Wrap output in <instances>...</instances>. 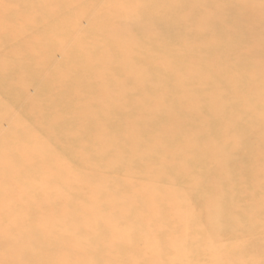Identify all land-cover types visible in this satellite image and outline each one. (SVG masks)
<instances>
[{"label": "rangeland", "instance_id": "rangeland-1", "mask_svg": "<svg viewBox=\"0 0 264 264\" xmlns=\"http://www.w3.org/2000/svg\"><path fill=\"white\" fill-rule=\"evenodd\" d=\"M113 1L114 0L81 1L77 8H72L68 12L63 14H60V8H58L57 10H54V8L50 10L48 8V0H33L30 2L26 1L23 2V4L21 3L22 5L17 6V9L9 10L13 14H17L18 12L21 13L20 16L22 17L18 19V24L19 26L21 25L22 27H24L29 23L30 32L28 34L29 39H24L26 43H22L20 45L12 47V49L14 48L10 51L12 56H10L9 53V55H1L2 57H0L3 60L7 58V60L10 62V64H3L2 62H0V121L2 122V125L0 122V165L2 168H0V195L2 194L3 196L4 193L9 192V190L11 189L10 183L6 179L16 180V184L19 183V186H15L20 189L19 192L22 194H18V196H21L22 202H25L26 199L23 193H32L34 195V193L36 192L35 196L38 195L37 190L39 187L37 184L36 186L33 182L44 175V178L46 180L48 179V181L46 182L47 187L50 185H54L56 186V189L52 190L55 196L53 195L52 191H47V193L42 194L50 195L51 200L55 201L56 203H61L63 198H65L67 201H71V199L75 198L76 196L87 198L90 194L95 195L97 193H99V197H102V193L104 194V188L112 189L115 187H120L121 189L118 190V193H120V195L136 193V195H134L136 207H130L127 204L124 210L125 215H128L130 212L138 209L145 210V213L149 212L150 209H147V206L152 202V200L155 201V203L157 202L156 204L161 202L162 212L160 216L158 217V219L151 220L150 222L148 221L147 229H143L144 231L139 230L134 233V237L138 235V238H135V240H139V242L137 241V244L136 241H134L135 244L133 245L134 248H136L138 251L139 249L144 250L146 245V239L152 237L151 235L153 234V237H156L158 242H161L163 244L160 251H157L158 254L156 256L160 263L161 260H164L168 257H173L172 259H175L174 261L182 260L183 263H185L188 261L187 258L182 257V259H178V257L182 256V253L185 252L187 253L189 259L188 264L192 263L193 259L197 261V264H204V261L205 264H264V158L258 157V152L256 151V149H254L253 151H250V157L246 158L244 161L240 162V160H235L229 162L228 160H224L225 154L230 153V149L233 146L242 145L243 138L249 135L250 132L248 126L251 129L253 127L258 128L260 120L263 118V109L261 101L264 100V80H262V78L259 77V75L257 74H250V72L255 71L258 68V63L254 60V63L250 60H247L248 54H244L245 51L241 48H239L236 53L226 55L227 57H225V59L227 60L225 61V63H234L228 67L221 66L218 62H211L213 55L216 53L215 49L208 53V55L202 57L201 62L203 63L195 62L197 58V51L205 50V45L210 41L211 36L209 38L200 36L199 39L195 40V45L192 44L193 47L177 51L175 47V40L168 42L163 40L161 36H155L153 37V39H145L140 34L139 28L136 27L131 30L132 35L131 37H129L130 39H126L125 37L127 36H125L121 39L120 42L118 40V36H116V32L112 31L115 29V27H117L116 29L120 28V25H118L119 21L116 20L118 12L120 11L119 13L123 14L124 16H127L133 9H137L140 11L144 9L155 14L156 12H158V10H160V7L158 6L159 1L116 0L114 3H112ZM5 4H8V0ZM174 13L176 12L174 11ZM141 22L142 23H140V26L144 24L143 20ZM174 29L173 32L175 36H179L178 30L176 29L177 31H174ZM80 31L81 33H79L80 35L78 37V32ZM83 33H86V35L89 36L84 37L85 35ZM113 33H115L116 35H114ZM82 34L84 36H81ZM100 35L102 37H100ZM104 36L107 37L105 38ZM95 37L99 38L96 39ZM136 39L138 42L136 41ZM10 40H12V38H8L7 35L3 37L2 35H0V45H3L4 42L6 45V43L10 42ZM104 40L105 42H108V44L106 43V47H104L105 44L102 43L104 42ZM81 41H83V43H80ZM92 42L95 44V46ZM119 42L120 45H122L123 47L128 48V46L130 47L131 43H137L138 47H132L130 50H128L129 52L127 54H124L123 51H119V45L117 44ZM55 43L57 44L55 45ZM128 43L130 45H128ZM81 44L82 46L78 48V45L80 46ZM87 44H89V46H87ZM164 46L167 49L164 48ZM194 46H197V49H195ZM60 47L63 49H61ZM75 47H77L78 49ZM107 47L108 50H106V52L104 49H107ZM218 47H220V45ZM48 48L50 50H48ZM84 48L88 52L85 51ZM95 48L100 49V51L97 49L96 53ZM150 49H152L153 51ZM66 51L69 52L66 53ZM112 51H114L115 54H112L114 53ZM81 52L84 54V56ZM92 52H94V55H92ZM46 53L51 58L48 57ZM95 53L96 55L101 54L99 55L101 56V58L98 57L99 59H95L93 57L95 56ZM13 54L17 59L16 63L13 62ZM87 54H90L91 57ZM66 55L68 57L67 59L65 57ZM80 55L83 57H81ZM103 55L105 57H103ZM124 55L126 58L124 57ZM106 56L108 58L109 56L111 57L108 59L106 58ZM45 58H49L48 61H53L55 63L51 62V64L49 65L47 59ZM63 58L65 59L63 60ZM78 58H80L81 60H78ZM82 58L85 61H83ZM105 59H108L109 62L105 61ZM86 60H88V62ZM116 60L118 61V63L116 62ZM122 60L125 61L121 64L120 61ZM114 62L117 66L112 65L113 68H109V66H111L110 63L114 64ZM88 63L90 64V66L92 64L93 68L96 71L93 70V68L90 67ZM52 64L54 66H52ZM77 64H79L78 68L80 67L82 69L79 68L77 70ZM24 65L27 67H25ZM29 65L31 66L29 67ZM40 65L41 67L39 69ZM45 65L48 67L50 66V70ZM100 65L101 67L99 69L98 67ZM189 65L193 66L191 67V70L189 69ZM57 66L59 67V69ZM45 67L48 68L46 69V71ZM53 67L55 68L53 69ZM104 67H108L111 70H109L108 68L105 69ZM119 67L121 69H119ZM132 67H134V69ZM29 68L31 69V71L27 73L26 71H28ZM70 68H76V71L74 70L73 72V70H71ZM146 68L148 69L146 70ZM51 69L54 70L56 73L54 71L53 73H51ZM60 69L63 70L61 71ZM153 69H156L157 72ZM112 70L114 71L112 72ZM134 70L138 71L134 73ZM145 70L148 72H146ZM37 71H39V74H37ZM151 71L154 74L151 73ZM189 71H191V73ZM63 72L66 73L62 74ZM109 72L110 74H108ZM4 74L6 76L8 74V76L6 77L4 76ZM68 74L69 77H67ZM76 74H78V76ZM113 74H115V77L113 76ZM122 74H124V77L122 76ZM9 75H11V77ZM109 75L111 78H109ZM130 75H133L134 77H131ZM148 75L150 77H148ZM2 76L6 78L2 80ZM21 76L24 78H22ZM42 76H46L47 78L44 79L42 78ZM157 76L161 77V83L158 82L156 78ZM126 77L129 79H127ZM64 78L65 80H63ZM29 79L32 82H30ZM130 79L131 82L129 83ZM136 79H138V81ZM73 80L80 82H75ZM35 81H37L38 84ZM144 81L147 82L145 83ZM54 82L56 84H54ZM81 82H83V84H80ZM1 83L4 84L2 85ZM32 83L34 85H32ZM110 83H112L111 85L113 86H110ZM11 84L13 85L11 86ZM36 84L38 85L40 90L37 86H35ZM119 84H121V86ZM171 84L174 85L172 86ZM117 86L119 87L117 88ZM123 86L125 89L123 88ZM185 86H188V89ZM10 87L12 89H15L12 90ZM76 87H78L77 91ZM171 87L174 88L171 89ZM103 88L108 93V95H104L105 91H103ZM168 88L170 89V93L168 92ZM21 89L24 92V96ZM70 89L74 90L72 91L74 92V95L72 94ZM166 89L167 91H165ZM35 91L37 93H35ZM130 91L132 92L130 93ZM88 92L90 95L88 94ZM93 92H96V95L98 94V98H96L97 96ZM10 93L11 96H14L12 97V99L7 97H10ZM116 93H118L120 96L118 97ZM54 94L55 96H53ZM83 94L87 96L85 97ZM140 94L142 95V98L140 97ZM167 94L171 97L167 96ZM31 95L33 97H31ZM150 95L152 96L150 97ZM173 96L175 97V99ZM24 97L26 98V100ZM38 97H43V100L41 99L42 102L39 101L40 98L38 100ZM91 97H93V101H91ZM57 98H61V100H58ZM110 99H112L113 101ZM14 100H16V102ZM45 100L49 102H46ZM74 100L77 101L73 103ZM3 104H5L6 107L12 104L10 105L11 107L9 106L10 110L8 109V107L6 108ZM31 104H33V106ZM91 104L93 105V107L91 106ZM76 105H78V107ZM45 106L47 107L46 109ZM72 107L74 109H72ZM11 108L15 109L13 110ZM32 109L36 111H33ZM38 109L41 110L38 111ZM248 109L253 110L254 113L251 114L246 112ZM15 110L17 113L13 112ZM46 110H49V112H46ZM24 111H26V113H24ZM27 111H32L36 114H33L31 112L29 113ZM75 111L76 113L73 114V112ZM18 113L22 114L23 117ZM40 114H43L44 116H41ZM3 116L7 117L4 118ZM26 116L29 117L28 120L26 119L28 118ZM70 116L73 118L71 119ZM2 117L4 118V120H1ZM17 117L26 118H21L22 120L19 118L18 121ZM5 119L8 121V123ZM172 122L173 124H171ZM38 123L39 126L41 125L40 127H37ZM61 123L64 124V126ZM101 123L103 124L101 125ZM8 124H10L9 126L11 127H9ZM91 124H94L93 127L95 126V129H93ZM33 125L35 128H33ZM167 125H170V127L168 128ZM88 126L91 127L89 128ZM86 127H88V129H86ZM158 131L160 132V134L158 133ZM27 133L29 134L26 135ZM76 134L78 137H76ZM185 135L186 137H184ZM74 136L75 139L77 138V140H74ZM1 137H5L4 140H1L3 139ZM28 137L29 140L27 139ZM138 138L139 140H137ZM252 138L253 136L250 137L251 140H253ZM15 142H17L18 145H15ZM7 143L11 146H15H10L12 149L14 148L13 152L9 151L11 148L8 147L9 145ZM50 145L52 146V149ZM76 145L80 146H77V148ZM2 147H4L5 149ZM47 148H49L50 151H47ZM218 148H221V150L219 151V154L217 153L218 155H214V158L212 155V151L214 149L216 151ZM71 150L73 153L71 152ZM39 153L42 154L39 155ZM235 154L238 155V152ZM193 165H195V167H193ZM3 167L5 171L3 170ZM40 167H44V169H41ZM33 171L36 172L34 173L35 175L33 174ZM113 175L115 176L113 177ZM121 175L123 177H121ZM222 175L227 176L229 179V181L225 182V184L220 183ZM17 177L19 178V180L17 179ZM31 177L32 179H30ZM20 179L22 182H20ZM4 181L6 185L3 184ZM177 181L179 182V184ZM143 182L145 185L143 184ZM7 184L10 186V189H8ZM151 184L155 186L154 194H156V197L151 199L149 198V196H144L145 198L141 197V195L144 194H140V190L146 191L149 185ZM165 185L166 187H168L169 185L170 186L168 188H165ZM198 188L201 189L199 190ZM217 190L220 194H223V197L219 198V200L215 201V203H212L211 199L219 195ZM254 193H256L257 195ZM2 196L0 197V202L2 200ZM39 196L42 195L40 194ZM33 199L36 200L37 198ZM81 200L82 202H84L83 199ZM186 200L188 201L187 204L185 203ZM113 201L114 204L117 205V207L120 206V199H114ZM30 204L31 203L27 202V209H29V213L27 211L26 219L32 216V213L34 212L32 207L33 205ZM39 210L51 212L50 214L53 215V217L58 211L57 208H45ZM210 212L212 214V219L214 220V222L209 223V225L207 217L208 213ZM185 215L187 218L185 217ZM6 218L4 215L3 217H0L1 220L3 219L6 222L9 221V217L7 218L8 220ZM32 218V220L29 218L28 221H26L23 225L21 224L20 226L18 224V219H15V223H17L18 226H13L9 224V226L7 227L0 226V235L23 234L27 232L34 233L36 231V227L34 217ZM168 218L170 219V221ZM171 218L174 220H172ZM30 220L33 222H31ZM71 220H74L73 216L65 217V224H67V222ZM160 222H162L163 230L157 233L150 232V227L154 226L152 224ZM57 225L59 227H64L62 228V231H59L62 232L63 235L69 234V232H71V229L67 228V226H64V223H58ZM219 226L221 228L220 230ZM185 227L186 229L187 227H189L186 232H184ZM190 230H192L194 233L192 231L189 232ZM215 231H219V237H214L217 239L211 241L210 244V241H207L210 239H207V234H214ZM174 232L175 234L172 235ZM254 233H256L255 236ZM260 233L262 235H260ZM77 234H80V231L77 232ZM64 236L62 237V240L65 239ZM200 236H202V239L200 238ZM247 237H249L250 239H248ZM15 240L16 239H6L5 241H0V249L2 251L4 250L5 252L8 250H16L17 248H21L22 246L21 244H19L21 242L17 243ZM126 240L129 241V238H127ZM192 240L195 244L199 246L198 251L194 253H190V250L188 251L187 247L190 244L189 242H191ZM219 240L221 241V243L219 242ZM166 241H171L170 244L173 246L165 245ZM201 241H203V243ZM34 242L35 244L38 243L37 240ZM214 243H217V245L215 246ZM206 244L207 246L212 245L211 248L210 246L207 247ZM138 246H140V248ZM206 247L210 248V250H207ZM169 248L170 252L168 250ZM79 249L80 248H78V250ZM31 250L32 251L30 253L34 255L38 254V262H35L34 264H40V261L41 264H73L71 261L67 262V260L61 262L62 260L60 259V257H64L65 254H61L60 256V253H58V249H54L52 247L39 249L38 247H34ZM37 250L39 251L38 253ZM199 251H201L202 253H199ZM68 252L69 251H67V253ZM22 253L25 254L26 252ZM197 253H199L200 255H198ZM173 254H175V256ZM190 254L193 258L190 257ZM128 256L130 258L139 257L138 255L134 256V253L133 255H131L130 253H126L124 255V258L126 259ZM150 257V255L143 256L144 260L142 259V263L149 264V261L151 259ZM185 259L187 261H185ZM177 261L175 264H177ZM10 262L11 260L8 258L5 260L0 259V264H22L19 261H15L13 263Z\"/></svg>", "mask_w": 264, "mask_h": 264}, {"label": "bare ground", "instance_id": "bare-ground-1", "mask_svg": "<svg viewBox=\"0 0 264 264\" xmlns=\"http://www.w3.org/2000/svg\"><path fill=\"white\" fill-rule=\"evenodd\" d=\"M7 0H0V35L3 36H8V38H12V40H10L9 43H6L5 45V42L4 44L0 45V57L2 56H6L7 54L9 55L10 51L13 50L12 47L14 46H17V45H20L22 43H26L24 41V39H29L28 38V34L30 32V25L28 23V25L22 27L21 25L19 26L18 24V19L22 16L21 13H17V14H13L12 12H10L9 10L11 9H17V6L19 5H22L23 2H30V1H33V0H8V4H5ZM81 1H86V0H48V5H49V9H53L54 10L59 9L60 11V14H63V13H66L68 12L70 9L72 8H77L80 4ZM116 0H114L112 3H114ZM159 1V7H160V10H158V12H156L155 14L154 13H151L150 11H147V10H137V9H133L132 11H130L129 15H123L121 13L118 12V16L116 18L118 22V25H120L119 29H116L117 27H115L114 30L112 31H115V33H113L114 35L118 36V40L121 42V39L125 37L126 39L131 37L132 33H131V30L133 28H136L138 27L139 28V31H140V34L142 35V37H144L145 39L146 38H151L153 39V37L157 36V37H162L163 40L165 41H168V42H171L172 40H175L176 42V49L177 51H180V50H185L189 47H193V45H195V40L199 39L200 36L202 37H210L211 36V39L210 41L205 45V50L201 51H197L196 53V60L195 62H198V63H203L201 62L202 60V57L205 56V55H208V53H210L211 51H213V49H215V54L213 55L212 59H211V62H214V63H220L221 66H225V67H228L230 66L231 64H234V63H225V61L227 59H225V57H227L226 55L228 54H231V53H236L237 50H239V48H241L242 50L245 51L244 54H248L247 56V60H250L251 62H253V60L255 62L258 63V68L255 70V71H252L250 72V74L254 75V74H257L259 75V77L262 78V80H264V0H157ZM22 3V4H21ZM138 4V3H137ZM136 4V5H137ZM47 5V6H48ZM135 5V6H136ZM51 7V8H50ZM125 8V7H124ZM173 10V12H172ZM174 11L176 13H174ZM180 11V12H179ZM59 14V15H60ZM144 21L141 26H140V23H142L141 21ZM172 22V23H171ZM77 23V21H76ZM117 25V24H116ZM117 25V26H118ZM28 26V27H27ZM110 26V25H109ZM21 27V28H20ZM89 27H92V26H89ZM176 28L178 30V33H179V36L174 34L173 32V29ZM86 29V28H85ZM111 29V28H110ZM109 29V30H110ZM176 29H174V31H177ZM102 31V30H101ZM86 32V31H85ZM89 32V31H88ZM103 32V31H102ZM133 32V31H132ZM73 33V32H72ZM79 33L78 32V37H79ZM94 33V32H93ZM92 33V34H93ZM96 33V32H95ZM84 34V33H83ZM81 35V36H84V37H88L86 35V33L84 35ZM98 34V33H97ZM101 34V32H100ZM103 34V33H102ZM13 35V36H12ZM72 35V34H71ZM105 35V34H104ZM108 35V33H107ZM113 35V36H114ZM97 36V35H95ZM134 36V35H133ZM14 37V38H13ZM23 37V39H22ZM78 37H77V40H78ZM92 37V36H90ZM100 37H102L100 35ZM105 37V36H104ZM107 37V36H106ZM105 37V38H106ZM110 37V35H109ZM115 37V36H114ZM76 38V37H75ZM96 39L99 38V37H95ZM112 38V37H111ZM71 39V38H70ZM74 39V38H73ZM92 39V38H91ZM95 39V40H96ZM116 39V38H115ZM125 39V41H126ZM130 39V38H129ZM76 40V39H75ZM74 40V41H75ZM81 40V39H79ZM93 40V39H92ZM102 40V39H101ZM107 40V39H106ZM111 41V40H110ZM129 41V40H128ZM133 41V40H132ZM137 41V39H136ZM39 42V41H38ZM42 42V41H40ZM73 42V41H72ZM91 42V41H90ZM94 42V41H93ZM92 42V43H93ZM120 42L117 43L116 45L118 46V48L120 49L119 51H123L124 54H127L132 47H138L137 43H131V45L128 43V45H130V47L128 46L127 47H123L122 45H120ZM124 42V41H123ZM138 42V41H137ZM158 42V41H157ZM54 43V42H53ZM75 43V42H74ZM80 43H83V41H81ZM79 43V44H80ZM86 43V41H85ZM84 43V44H85ZM95 43V42H94ZM93 43V44H94ZM105 44L104 47H106V43L108 44V42H102ZM141 43V42H140ZM52 44V43H51ZM57 43H55L56 45ZM92 44V46H93ZM111 44V42H110ZM158 44V43H157ZM53 45V44H52ZM75 45V44H74ZM91 45V43H90ZM97 45V43H96ZM151 45V44H150ZM220 45V47H218ZM45 46V45H44ZM54 46V45H53ZM63 46V45H62ZM82 44L79 46L78 45V48L81 47ZM87 46H89V44H87ZM95 46V44H94ZM100 46V44H99ZM114 46V45H113ZM51 47V45H50ZM85 47V46H84ZM112 47V46H111ZM195 49H197V46H194ZM61 48V47H60ZM73 48V47H72ZM77 48V47H75ZM77 48V49H78ZM89 48V47H87ZM91 48V47H90ZM110 48V47H109ZM113 48V47H112ZM149 48V46H148ZM164 48H166L164 46ZM63 49V48H61ZM74 49V48H73ZM72 49V50H73ZM82 49V48H81ZM85 49V48H84ZM93 49V48H92ZM98 49V48H97ZM97 49L95 48V52L97 53ZM142 49V48H141ZM167 49V48H166ZM48 50H50L48 48ZM80 50V49H79ZM89 50V49H88ZM94 50V49H93ZM100 51V49H98ZM105 51L108 50V47L107 49L105 48L104 49ZM111 50V49H110ZM135 50V49H133ZM152 50V49H150ZM63 51V50H61ZM82 51V50H81ZM85 51H87L85 49ZM84 51V52H85ZM148 51V50H147ZM153 51V50H152ZM157 51V50H156ZM51 52V51H50ZM69 51H66V53H68ZM88 52V51H87ZM107 52V51H106ZM114 52V51H112ZM117 52V50H116ZM64 53V52H63ZM80 53V52H79ZM82 53V52H81ZM86 53V52H85ZM93 53V54H92ZM91 54L94 55V52H92ZM95 53V56H97ZM131 53V52H130ZM134 53V52H133ZM138 53V52H137ZM149 53V52H148ZM165 53V52H164ZM47 54V53H46ZM83 54V53H82ZM81 54V55H82ZM106 54V53H105ZM112 54H115L112 53ZM121 54V53H119ZM136 54V53H135ZM140 54V52H139ZM142 54H145V53H142ZM2 55V56H1ZM48 55V54H47ZM73 55V54H72ZM71 55V56H72ZM78 55V54H77ZM76 55V56H77ZM80 55V56H81ZM88 55V54H87ZM101 55V54H99ZM93 56L95 59L96 58H101V56ZM110 55V54H109ZM170 55V54H169ZM10 56L11 53H10ZM84 56V54H83ZM81 56V57H83ZM90 56V54L88 55ZM108 56V55H107ZM106 56V58H108ZM114 56V55H113ZM117 56V55H116ZM134 56V55H132ZM48 57H50L48 55ZM64 57V56H63ZM66 59L68 58L67 55L65 56ZM75 57V56H73ZM91 57V56H90ZM103 57H105L103 55ZM111 56H109L110 58ZM125 57V55H124ZM51 58V57H50ZM86 58V57H85ZM84 58V59H85ZM98 58V59H99ZM108 58V59H109ZM126 58V57H125ZM130 58V57H129ZM134 58V57H133ZM169 58V57H168ZM34 59V58H33ZM47 59V58H45ZM65 58H63L64 60ZM71 59V58H70ZM74 59V58H73ZM72 59V60H73ZM80 58H78L79 60ZM104 59V58H103ZM108 59L105 61H108ZM117 59V58H116ZM128 59V58H127ZM144 59V58H143ZM159 59V58H158ZM172 59V58H171ZM180 59V57H179ZM49 60V58L47 59V61ZM81 60V59H80ZM83 60V58H82ZM90 60V59H89ZM113 60V59H112ZM120 60V59H119ZM133 60V59H132ZM214 60V61H213ZM68 61V60H67ZM77 61V60H76ZM85 61V60H83ZM88 62V60H86ZM111 61V60H110ZM114 61V60H113ZM125 61V60H124ZM123 60L120 61V63L122 64V62H124ZM134 61V60H133ZM159 61V60H158ZM172 61V60H171ZM237 61V60H236ZM0 62H2L3 64H10V62L6 59H1L0 58ZM5 62V63H4ZM13 62H17V59L15 57V55L13 54ZM48 61V64L50 65L51 62L52 63H55L53 61ZM98 62V61H96ZM103 62V61H102ZM109 62V61H108ZM116 62L118 63V61L116 60ZM127 62V61H126ZM132 62V61H131ZM130 62V63H131ZM194 62V61H193ZM194 62V63H195ZM238 62V61H237ZM60 63V62H58ZM66 63V62H65ZM68 63V62H67ZM71 63V62H70ZM77 63V62H76ZM92 63V62H91ZM119 63V64H120ZM254 63V62H253ZM31 64V63H30ZM47 64V63H46ZM63 64V62H62ZM75 64V63H74ZM73 64V65H74ZM81 64V63H80ZM89 64V63H88ZM99 64V63H97ZM102 64V63H101ZM106 64V63H105ZM109 64V63H108ZM133 64V63H132ZM161 64V62H160ZM213 64V63H212ZM58 65V64H57ZM68 65V64H67ZM76 65V64H75ZM74 65V66H75ZM111 66L109 65H105V66H109L113 68L112 65H115V62L114 64L110 63ZM166 65V64H165ZM219 65V66H220ZM25 66V65H24ZM31 65H29L30 67ZM43 66V65H42ZM46 66V65H45ZM52 66H54L52 64ZM61 66V64H60ZM69 66V65H68ZM73 66V67H74ZM79 64H77V70L80 68H78ZM81 66V65H80ZM84 66V65H83ZM90 66V64H89ZM117 66V65H115ZM121 66V65H120ZM141 66V65H140ZM190 66V65H189ZM7 67V66H5ZM20 67V66H19ZM27 67V66H25ZM35 67V66H34ZM38 67V66H37ZM36 67V68H37ZM41 65L39 66V69H40ZM48 67V66H46ZM45 67V71L46 68ZM58 67V66H57ZM56 67V68H57ZM64 67V66H63ZM70 67V66H69ZM72 67V65H71ZM92 64H91V66ZM96 67V66H95ZM101 65L98 67L100 69ZM103 67V66H102ZM126 67V66H125ZM129 67V65H128ZM157 67V66H156ZM191 67L193 66H190V70H191ZM4 68V67H2ZM33 68V67H31ZM55 67H53L54 69ZM84 68V67H83ZM97 68V69H98ZM105 68V67H104ZM108 68V67H106ZM105 68V69H106ZM108 68V69H109ZM116 68V67H115ZM114 68V69H115ZM134 69V67H132ZM172 68V67H171ZM187 68V69H188ZM14 69V68H13ZM59 69V67H58ZM71 70H74V68H70ZM82 69V68H80ZM118 69V68H117ZM119 69H121L119 67ZM123 69H124V66H123ZM132 69V71H133ZM140 69V68H139ZM138 69V70H139ZM148 68H146L147 70ZM152 69V68H151ZM15 70V69H14ZM44 70V69H43ZM50 70V68H49ZM52 70V69H51ZM61 70V69H60ZM63 70V69H62ZM61 70V71H62ZM93 70H95L93 68ZM102 70V69H101ZM111 70V69H109ZM138 70H134L136 73ZM145 70V71H146ZM156 71V69H153ZM9 71H12V70H9ZM31 69L29 68L28 71H26L27 73L30 72ZM36 71V70H35ZM48 71V70H47ZM54 70L51 71V73H53ZM59 71V70H57ZM76 71V70H75ZM91 71V70H90ZM96 71V70H95ZM114 70H112L113 72ZM117 71V70H116ZM127 71V70H126ZM124 71V72H126ZM129 71V70H128ZM131 71V72H132ZM144 71V72H145ZM15 72V71H13ZM23 72V71H22ZM44 72V71H43ZM55 72V71H54ZM72 72V71H71ZM108 72V71H106ZM111 72V74H112ZM148 72V71H146ZM157 72V71H156ZM176 72V71H175ZM188 72V70H187ZM191 73V71H189ZM5 73H6V70H5ZM21 73V72H20ZM48 73V72H47ZM50 73V72H49ZM56 73V72H55ZM66 72H63L62 74H65ZM96 73V72H95ZM142 73V72H141ZM151 73H153L151 71ZM167 73V71H166ZM171 73V71H170ZM37 74H39V71H37ZM70 74V73H69ZM69 74L67 77H69ZM94 74V72H93ZM99 74V73H98ZM102 74V73H101ZM110 74V72L108 73ZM127 74V73H126ZM132 74V73H131ZM154 74V73H153ZM179 74V73H177ZM12 75V74H11ZM11 75H9L11 77ZM26 75V74H25ZM50 75V74H49ZM57 75V74H56ZM61 75V74H60ZM67 75V74H66ZM72 75V74H71ZM78 76V74H76ZM81 75V74H80ZM79 75V77H80ZM83 75V74H82ZM135 75V74H134ZM137 75V74H136ZM159 75V74H158ZM161 75V74H160ZM4 76H6L4 74ZM2 76V80L5 79L6 77ZM34 76V75H33ZM41 76V75H40ZM75 76V75H74ZM113 76L115 77V74H113ZM122 76L124 77V74H122ZM127 76V75H126ZM131 76V75H130ZM152 76V75H151ZM4 77V78H3ZM8 77V78H10ZM22 77V76H21ZM55 77V76H54ZM78 77V78H79ZM94 77V76H93ZM104 77V75H103ZM108 77V76H107ZM131 77H134L133 75ZM130 77V78H131ZM137 77V76H136ZM142 77V75H141ZM148 77H150L148 75ZM15 78V77H14ZM24 78V77H22ZM28 78V77H26ZM25 78V80H26ZM30 78V77H29ZM42 78H47L46 76H42ZM60 78V77H59ZM77 78V79H78ZM109 78L110 75H109ZM108 78V79H109ZM127 78V77H126ZM140 78V77H139ZM138 78V79H139ZM158 82H162V79L161 77H156ZM62 79V78H61ZM76 79V80H77ZM87 79V78H86ZM93 79V78H92ZM98 79V78H96ZM107 79V80H108ZM120 79V78H118ZM129 79V78H127ZM138 79H136L138 81ZM144 79V78H142ZM10 80V79H9ZM50 80V79H49ZM65 80V78L63 79ZM67 80V79H66ZM70 80H71V77H70ZM76 80H73L75 82H80V81H76ZM125 80V79H124ZM151 80V79H150ZM5 81V80H4ZM8 81V80H7ZM30 81V79H29ZM42 81V80H41ZM47 81V80H46ZM53 81V80H52ZM56 81V79H55ZM87 81V80H86ZM89 81V80H88ZM91 81V80H90ZM115 81H116V78H115ZM118 81V80H117ZM166 81V80H165ZM32 82V81H30ZM34 82V81H33ZM37 82V81H35ZM61 82V81H59ZM104 82V81H103ZM131 82V79L129 81V83ZM141 82V80H140ZM139 82V83H140ZM145 82V81H144ZM147 82V81H146ZM145 82V83H146ZM167 82V81H166ZM183 82V81H182ZM45 83V82H44ZM63 83V82H62ZM61 83V84H62ZM96 83V82H95ZM109 83V82H108ZM115 83V82H114ZM117 83V82H116ZM120 83V82H119ZM124 83V81H123ZM152 83V81H151ZM164 83V82H163ZM170 83V82H169ZM256 83V82H255ZM2 85L4 83H1ZM38 84V82H37ZM35 85L38 87V85ZM54 84H56L54 82ZM53 84V85H54ZM80 84H83V82H81ZM112 83H110V86H113L111 85ZM138 84V83H137ZM136 84V85H137ZM141 84V83H140ZM167 84V83H166ZM180 84V83H179ZM13 84H11L12 86ZM30 85V84H29ZM32 85H34L32 83ZM46 85V84H45ZM109 85V84H108ZM121 86V84H119ZM123 85V84H122ZM125 85V84H124ZM127 85V84H126ZM130 85V84H129ZM172 85V84H171ZM174 85V84H173ZM172 85V86H173ZM184 85V84H182ZM206 85V84H204ZM257 85V84H256ZM19 86V85H18ZM41 86V85H39ZM56 86V85H55ZM94 86V85H93ZM101 86V85H99ZM116 86V85H115ZM139 86V85H138ZM178 86V85H177ZM199 86V85H198ZM255 86V85H254ZM14 87V86H13ZM46 87V86H45ZM119 86H117L118 88ZM126 87V86H125ZM186 88L188 86H185ZM256 87V86H255ZM11 88V87H10ZM15 88H16V85H15ZM13 88V89H15ZM22 88V87H21ZM42 88V87H40ZM56 88V87H55ZM113 88V87H112ZM124 88V86H123ZM129 88V87H128ZM167 88V87H166ZM174 88V87H171V89ZM263 88H264V84H263ZM5 89V88H4ZM12 89V88H11ZM12 89V90H13ZM39 89V87H38ZM37 89V90H38ZM57 89V88H56ZM55 89V90H56ZM61 89V88H60ZM78 87H76V91H77ZM97 89V87H96ZM110 89V88H109ZM125 89V88H124ZM144 89V87H143ZM169 89V88H168ZM188 89V88H187ZM1 90V89H0ZM36 90V91H37ZM40 90V89H39ZM44 90V89H43ZM58 90V89H57ZM69 90V88H68ZM71 90V89H70ZM86 90V89H85ZM93 90V89H92ZM117 90V89H116ZM131 90V89H130ZM156 90V89H155ZM22 91V89H21ZM35 91V93H37ZM74 91V90H71V92ZM80 91V90H79ZM101 91V90H99ZM103 91L104 88H103ZM122 91V90H121ZM129 91V90H128ZM162 91V90H161ZM167 91V89L165 90ZM170 91V89L168 90V92ZM23 92V91H22ZM28 92V91H27ZM60 92V90H59ZM90 92V90H89ZM88 92V94H89ZM132 91H130L131 93ZM134 92V91H133ZM137 92V91H136ZM178 92V91H177ZM1 93V92H0ZM41 93V92H40ZM51 93V92H50ZM74 92H72L73 94ZM79 93V92H78ZM95 93L96 95V92H93ZM98 93V91H97ZM139 93V92H138ZM154 93V92H153ZM170 93V92H169ZM192 93V92H191ZM228 93V92H227ZM258 93V92H257ZM71 94V96H72ZM127 94V93H126ZM162 94V92H161ZM165 94V93H164ZM187 94V93H186ZM4 95V94H3ZM7 95V94H5ZM18 95V94H17ZM16 95V97H17ZM63 95V94H62ZM74 95V94H73ZM84 95V94H83ZM81 95V96H83ZM90 95V94H89ZM98 95V94H97ZM96 95V96H97ZM104 95H108V93L105 91V94ZM111 95V94H110ZM114 95V94H112ZM116 95H118V97L120 96L118 93H116ZM141 95V94H140ZM178 95V94H177ZM176 95V96H177ZM20 96V95H19ZM23 96H24V92H23ZM38 96V95H37ZM45 96V95H44ZM52 96V95H51ZM55 96V94L53 95ZM85 96V95H84ZM87 96V95H86ZM85 96V97H86ZM95 96V97H96ZM152 95H150L151 97ZM167 96H169L167 94ZM8 98L12 99V97L14 96H11V93H10V97L7 96ZM15 97V99H16ZM31 97H33L31 95ZM46 97V96H45ZM50 97V96H49ZM76 97V96H75ZM94 97V96H93ZM93 97H91V101H93ZM107 97V96H106ZM111 97V96H110ZM117 97V98H118ZM142 98V95L140 96ZM171 97V96H169ZM174 97V96H173ZM200 97V96H199ZM22 98V97H21ZM25 98V97H24ZM40 97H38V100H39ZM43 97L40 98L39 101H41ZM47 98V97H46ZM56 98V97H55ZM66 98V97H65ZM98 98V96L96 97ZM100 98V97H99ZM2 99V98H1ZM4 99V98H3ZM51 99V98H50ZM58 99V98H57ZM77 99V98H76ZM113 99V98H112ZM110 99V100H112ZM168 99V98H167ZM175 99V97H174ZM197 99V98H196ZM264 99V98H263ZM261 99V100H263ZM5 100V99H4ZM26 100V98H25ZM23 100V101H25ZM37 100V99H36ZM43 100V99H42ZM55 100V99H54ZM53 100V101H54ZM58 100H61L58 99ZM65 100V99H64ZM127 100V99H126ZM171 100V99H170ZM6 101V100H5ZM16 102V100H14ZM28 101V100H27ZM26 101V102H27ZM46 101V100H45ZM63 101V100H62ZM77 101V100H76ZM75 100L73 101L76 102ZM80 101V100H79ZM78 101V102H79ZM82 101V100H81ZM90 101V100H89ZM104 101V100H103ZM113 101V100H112ZM145 101V100H144ZM191 101V100H189ZM7 102V101H6ZM25 102V104H26ZM42 102V101H41ZM44 102V101H43ZM46 102H49V101H46ZM56 102V101H55ZM54 102V103H55ZM61 102V101H60ZM77 102V104H78ZM99 102V100H98ZM115 102V101H114ZM117 102V101H116ZM241 102V100H240ZM259 102V101H258ZM8 103V102H7ZM11 103V102H10ZM14 103V102H13ZM28 103V102H27ZM45 103V102H44ZM63 103V102H62ZM67 103V102H66ZM92 103V102H91ZM143 103V101H142ZM172 103V102H171ZM181 103V102H180ZM2 104V103H1ZM19 104V103H17ZM60 104V103H58ZM72 104V103H70ZM83 104V103H82ZM88 104V103H86ZM199 104V103H198ZM261 104H262V115H263V118L260 120V123H259V127L258 128H250L248 126V129H249V135L245 136L243 138V143L242 145H236V146H233L230 150L231 152L230 153H226L225 154V157H224V160H228L229 162L230 161H238L240 160L241 161H244L246 158L250 157V151H253L254 149H256V151L258 152V157H263L264 158V154H263V151H264V100L261 101ZM5 106V104H3ZM12 105V104H10ZM8 105V109L10 110L9 106ZM15 105V104H14ZM33 106V104H31ZM54 105V104H53ZM74 105V104H73ZM145 105V104H144ZM234 105V104H233ZM17 106V105H16ZM15 106V107H16ZM29 106V105H28ZM35 106V105H34ZM66 106V105H65ZM78 107V105H76ZM83 106V105H82ZM81 106V107H82ZM91 106L93 107V105L91 104ZM96 106V105H95ZM139 106V105H138ZM146 106V105H145ZM6 107V106H5ZM6 107V108H7ZM11 107V106H10ZM36 107V106H35ZM42 107V106H41ZM61 107V106H60ZM104 107V106H103ZM43 108V107H42ZM47 107L45 106V109ZM53 108V107H52ZM147 108V107H146ZM13 109V108H11ZM15 109V108H14ZM13 109V110H14ZM34 109V107H33ZM32 109V110H33ZM36 109V108H35ZM58 109V108H57ZM69 109V108H67ZM72 109H74L72 107ZM71 109V111H72ZM77 109V108H76ZM175 109V108H174ZM188 109V108H187ZM1 110V109H0ZM8 110V111H9ZM30 110V109H29ZM41 110V109H38V111ZM59 110V109H58ZM22 111V110H21ZM20 111V112H21ZM33 111H36V110H33ZM43 111V110H42ZM61 111V109H60ZM67 111V110H66ZM91 111V110H90ZM118 111V110H117ZM5 112V110H4ZM15 113V111H13ZM27 112H31L33 114H36L32 111H27ZM46 112H49V110ZM70 112V111H69ZM98 112V110H97ZM214 112V111H213ZM246 112L248 113H251L253 114V110L251 109H248ZM14 113V114H15ZM24 113H26V111H24ZM51 113V112H50ZM72 113V112H71ZM76 113L73 112V114ZM89 113V112H88ZM101 113V112H100ZM134 113V112H132ZM244 113V112H243ZM1 114V113H0ZM4 114V113H3ZM6 114H7V109H6ZM19 115L22 116V114L18 113ZM52 114V113H51ZM50 114V115H51ZM156 114V113H155ZM240 114V113H239ZM10 115V114H9ZM16 115V114H15ZM30 115V114H29ZM41 116H44L43 114H40ZM71 115V114H70ZM98 115V114H97ZM11 116V115H10ZM33 116V115H32ZM87 116V114H86ZM85 116V117H86ZM99 116V115H98ZM259 116V115H258ZM4 117V116H3ZM2 117L1 120H4V118ZM23 117V116H22ZM22 117H19L20 119ZM28 117V116H26ZM26 117L22 118V119H25ZM31 117V116H30ZM77 117V116H76ZM80 117V116H78ZM139 117V116H138ZM239 117V116H238ZM16 118V117H15ZM14 118V120H15ZM18 118V117H17ZM19 118L17 119L19 121ZM33 118V117H32ZM50 118V117H49ZM68 118V116H67ZM70 118L72 119L73 117L70 116ZM97 118V116H96ZM104 118V117H103ZM7 119V118H6ZM5 119V120H6ZM21 119V120H22ZM27 120L29 119L26 118ZM31 119V118H30ZM79 119V118H78ZM76 119V120H78ZM135 119V118H134ZM133 119V120H134ZM144 119V118H143ZM8 120H9V117H8ZM47 120V119H46ZM58 120V119H57ZM68 120V119H67ZM160 120V119H159ZM7 121V120H6ZM13 121V120H12ZM37 121V120H36ZM101 121H102V118H101ZM100 121V122H101ZM123 121V120H122ZM1 122V121H0ZM66 122V120H65ZM72 122V121H71ZM75 122V121H74ZM77 122V121H76ZM246 122V121H245ZM8 123V121H7ZM10 123V122H9ZM24 123V121H23ZM33 123V122H32ZM56 123V122H54ZM78 123V122H77ZM88 123V122H87ZM94 123V122H93ZM99 123V122H97ZM30 124V123H29ZM37 124V123H36ZM62 124V123H61ZM74 124V123H72ZM79 124V123H78ZM103 123H101L102 125ZM173 124V122L171 123ZM170 124V125H171ZM1 125H2V122H1ZM10 124H8L9 126ZM26 125V124H25ZM51 125H52V122H51ZM64 126V124H62ZM76 125V124H75ZM83 125V124H81ZM85 125V123H84ZM92 127L94 124H91ZM170 125L168 126V128L170 127ZM250 125V124H249ZM41 126V125H40ZM39 126V123L37 125V127H40ZM57 126V125H56ZM74 126V125H73ZM78 126V125H77ZM11 127V126H9ZM8 127V128H9ZM13 127V126H12ZM54 127V126H53ZM66 127V126H65ZM71 127V126H70ZM79 127V126H78ZM89 128L91 126H88ZM88 127H86V129H88ZM95 127V126H94ZM93 127V129H95ZM121 127V126H120ZM15 128V127H14ZM23 128V127H22ZM33 128L34 125H33ZM44 128V127H43ZM84 128V127H83ZM124 128V127H123ZM138 128V127H137ZM191 128V127H190ZM195 128V127H194ZM208 128V127H207ZM226 128V127H225ZM224 128V129H225ZM11 129V128H10ZM24 129V128H23ZM26 129H27V126H26ZM55 129V128H54ZM75 129V128H74ZM82 129V128H81ZM117 129V128H116ZM119 129V128H118ZM132 129V128H131ZM158 129V128H157ZM239 129V128H238ZM29 130V129H28ZM27 130V131H28ZM31 130V128H30ZM60 130V129H59ZM181 130V129H180ZM220 130V129H219ZM33 131V130H32ZM61 131V130H60ZM81 131V130H80ZM92 131V130H91ZM154 131V130H153ZM15 132V131H14ZM34 132V131H33ZM84 132V131H83ZM87 132V131H86ZM93 132V131H92ZM1 133V132H0ZM25 133V132H24ZM23 133V134H24ZM36 133V132H35ZM34 133V134H35ZM58 133V132H57ZM68 133V131H67ZM71 133V132H70ZM74 133V132H73ZM76 133V131H75ZM130 133V132H129ZM158 133L160 134V132L158 131ZM157 133V134H158ZM193 133V132H191ZM15 134V133H14ZM22 134V135H23ZM29 133H27L26 135H28ZM33 134V135H34ZM37 134V133H36ZM53 134V133H52ZM89 134V132H88ZM148 134V132H147ZM3 135H6V134H3ZM7 135H10V134H7ZM54 135V134H53ZM73 135V134H71ZM80 135V134H79ZM182 135V134H181ZM35 136V135H34ZM52 136V135H51ZM65 136V135H63ZM193 136V135H192ZM212 136V135H211ZM221 136V135H220ZM219 136V137H220ZM253 136V140L250 139V137ZM27 137V136H26ZM53 137V136H52ZM58 137V136H57ZM62 137V136H61ZM69 137V136H68ZM67 137V139H68ZM76 137L77 134H76ZM82 137V136H81ZM80 137V138H81ZM84 137V136H83ZM89 137V136H88ZM136 137V136H135ZM173 137V136H172ZM175 137V136H174ZM186 137V135L184 136ZM191 137V135H190ZM3 138V137H1ZM5 138V137H4ZM1 139V140H4ZM19 138V137H18ZM24 138V137H23ZM22 138V139H23ZM60 138V137H59ZM74 140H77V138L75 139V136L73 137ZM181 138V136H180ZM197 138V137H196ZM10 139V138H9ZM29 140V137L27 138ZM43 139V138H42ZM63 139V137H62ZM174 139V138H173ZM37 140V139H36ZM35 140V141H36ZM44 140V139H43ZM52 140V139H51ZM51 140H50V143H51ZM61 140V139H60ZM64 140V139H63ZM79 140V139H78ZM139 140V138L137 139ZM230 140V139H229ZM15 141V140H14ZM12 141V142H14ZM53 141V140H52ZM149 141V140H148ZM157 141V140H156ZM182 141V140H180ZM6 142V141H4ZM29 142V141H27ZM39 142V140H38ZM79 142V141H78ZM139 142V141H138ZM144 142V141H143ZM49 143V142H48ZM47 143V144H48ZM77 143V142H76ZM84 143V142H82ZM136 143V142H135ZM209 143V142H208ZM8 144V143H7ZM18 145L17 142H15V145ZM156 144V143H154ZM5 145V144H4ZM3 145V146H4ZM9 145V146H8ZM7 146L10 147L11 145L8 144ZM32 145V144H31ZM41 145V144H40ZM64 145V144H63ZM82 145V144H81ZM141 145V144H140ZM139 145V146H140ZM200 145V144H199ZM75 146V145H73ZM77 146H80V145H76ZM114 146V145H113ZM144 146V145H143ZM184 146V145H183ZM11 147H15V146H11ZM10 147V148H11ZM51 149H52V146L50 145ZM71 147V146H70ZM135 147V146H134ZM4 148V147H2ZM7 148V147H6ZM59 148V147H58ZM78 148V147H77ZM5 149V148H4ZM3 149V150H4ZM12 149V148H11ZM9 150L10 152H13L14 148L12 150ZM41 149V148H40ZM66 149V148H65ZM74 149V148H73ZM138 149V148H137ZM157 149V148H156ZM163 149V148H162ZM186 149V148H184ZM1 150V151H3ZM8 150V149H6ZM145 150V149H144ZM147 150V148H146ZM221 150V148H218L216 151L215 149L212 151V155L213 157L215 158L214 155H218L219 154V151ZM39 151V150H38ZM47 151H50L49 148H47ZM74 151V150H73ZM122 151V150H121ZM72 152V150H71ZM77 152V151H76ZM179 152V151H177ZM182 152V151H181ZM238 152V155H236L235 153ZM73 153V152H72ZM144 153V152H143ZM148 153V152H147ZM172 153V152H171ZM175 153V152H174ZM218 153V154H217ZM13 154V153H12ZM42 153H39V155H41ZM45 154V153H44ZM48 154V153H47ZM67 154V153H66ZM120 154V153H119ZM6 155V153H5ZM76 155H79V154H76ZM149 155V154H148ZM75 156V155H74ZM79 157V156H78ZM144 157V156H142ZM51 158V157H50ZM65 158V157H64ZM184 158V156H183ZM187 158V157H186ZM204 158V157H203ZM68 159V158H66ZM75 159V158H74ZM194 159V158H193ZM50 160V159H49ZM73 160V159H72ZM141 160V159H140ZM139 160V161H140ZM185 160V158H184ZM4 161V160H3ZM79 161V160H78ZM93 161V160H92ZM32 162V160H31ZM50 162V161H49ZM54 162V161H53ZM51 162V163H53ZM70 162H71V159H70ZM154 162V161H153ZM77 163V162H76ZM75 163V164H76ZM111 163V162H110ZM152 163V162H151ZM175 163V162H174ZM236 163V162H235ZM29 164V163H28ZM27 164V165H28ZM139 164V163H138ZM141 164V163H140ZM178 164V162H177ZM199 164V163H197ZM196 164V165H197ZM252 165V164H251ZM3 166V165H2ZM13 166V165H12ZM84 166V165H83ZM117 166H118V163H117ZM186 166V165H185ZM253 166V165H252ZM11 167V166H10ZM23 167V166H22ZM78 167H79V164H78ZM193 167H195V165H193ZM0 168H1V165H0ZM15 168V167H13ZM17 168V167H16ZM41 169H44V167H40ZM48 168V167H47ZM50 168V167H49ZM197 168V167H196ZM2 169V168H1ZM12 169V168H11ZM24 169V168H23ZM199 169V168H198ZM249 169V168H247ZM263 169V168H262ZM3 170H4V167H3ZM13 170V169H12ZM97 170V169H96ZM135 170V168H134ZM1 171V170H0ZM5 171V170H4ZM3 171V172H4ZM21 171V170H20ZM209 171V169H208ZM245 171V170H243ZM242 171V172H243ZM249 171V170H248ZM164 172V171H163ZM212 172V170H211ZM251 172V171H250ZM21 173V172H20ZM25 173V172H24ZM23 173V174H24ZM36 173L33 171V174ZM42 173V172H41ZM40 173V174H41ZM112 173V172H111ZM148 173V172H147ZM245 173V172H244ZM27 174V172H26ZM25 174V175H26ZM97 174V173H96ZM109 174V173H107ZM118 174V173H116ZM129 174V173H128ZM146 174V173H145ZM144 174V175H145ZM217 174V173H216ZM236 174V172H235ZM259 174V173H258ZM262 174V173H261ZM22 175V174H21ZM35 175V174H34ZM16 176V175H14ZM40 176V175H38ZM45 176V175H44ZM44 176L42 177H39L38 179H36L33 183L36 185H38V190H37V194L35 196V193L34 195L32 193H23L24 194V197L26 199L25 202H22V198L21 196H18V194H21L19 191L20 189H18L16 186L19 184H16V180H11V179H6L9 181L10 183V186H11V189L9 188L10 186L7 184L8 186V189L9 192H6L3 194L0 195V197L2 196V200L0 202V217L3 215L5 216V218L9 217V221H4L3 219L1 220L0 219V226H9V225H13V226H19L22 224H24L26 221L29 220V218L31 219L32 217H34V221H35V227H36V231L34 233L32 232H27V233H23V234H3V235H0V241H5L6 239H16L15 241L19 244H21V248H17L16 250L12 249V250H8V251H5L4 250L2 251L0 249V259L1 260H5V259H10L11 262L10 263H13L15 261H19L21 262L22 264L25 263V264H34L35 262H38V254L34 255L32 253H30L34 247H38L39 249H43V248H47V247H52L54 249H58V253H60V256L61 254H65L64 257H60V260L61 262H64L67 260V262H72L73 264H141L143 261V256L145 255H150L151 259L149 261V264H175L176 261H174L175 259H172L171 257H168L164 260H161V263L158 261V259L156 258L158 252L157 251H160V249L162 248V243L161 242H158V240L156 239V237H153V234L151 235L152 237H149L148 239H146V245H145V248L144 250H141L139 249V251L134 248V241H137L139 242V240H135V238H138L136 235V237H134V233L136 231H144L143 229H147V223L148 221L150 222L151 220H154V219H158V217L160 216L161 212H162V206H161V202L156 204L155 201L152 200V202L150 204H148V208L147 209H150L149 212H144L145 210H142V209H138V210H134L132 212H130L128 215H125L124 213V210H125V207L126 205L128 204L130 207H136V203H135V200H134V195H136V193H132V194H123V195H120V193H118V190H120L121 188L120 187H115V188H112V189H109V188H104L103 192L104 194L102 193V197H99V193L97 194H90L87 198H82L80 196H76L75 198L71 199V201H67L65 198L62 199L61 203H56L55 201H52L51 198H50V195L48 194H42V193H47V191H52V190H55L56 189V186L54 185H50L47 187V184L46 182L48 181V179L46 180L44 178ZM115 175H113L114 177ZM245 176V175H244ZM120 177V176H119ZM121 177H123L121 175ZM258 177V175H257ZM16 178V177H15ZM25 178V177H24ZM200 178V177H199ZM261 178V177H260ZM17 179L19 180V178L17 177ZM26 179V178H25ZM28 179V177H27ZM32 179V177L30 178ZM35 179V178H34ZM96 179V178H95ZM131 179V178H130ZM136 179V178H134ZM186 179V178H185ZM201 179V178H200ZM4 180V179H2ZM121 180V179H120ZM140 180V179H139ZM172 180H175V179H172ZM28 181V180H27ZM32 181V180H31ZM123 181V180H122ZM229 179L227 176H224L222 175L221 176V179H220V183L222 184H225V182H228ZM18 182V181H17ZM20 182L21 179H20ZM91 182V181H90ZM89 182V183H90ZM145 182V181H144ZM143 182V184H144ZM178 182V181H177ZM263 182V180H262ZM1 183V182H0ZM27 183V182H26ZM80 183V182H79ZM78 183V184H79ZM134 183H135V180H134ZM150 183V182H149ZM155 183V182H153ZM152 183V184H153ZM192 183V182H191ZM212 183V182H211ZM5 184V181L4 183ZM24 184V183H23ZM29 184V183H28ZM59 184V183H58ZM64 184V183H62ZM147 184V183H146ZM149 185V187L147 188V190L145 191H141L140 190V194H144V195H141V197L145 198L144 196H149V198H154L156 197L154 194V188L155 186L154 185ZM179 184V182H178ZM198 184V183H197ZM6 185V184H5ZM16 185V186H15ZM31 185V184H30ZM33 185V184H32ZM36 185V186H37ZM46 185V186H45ZM93 185V184H92ZM145 185V184H144ZM162 185V184H160ZM164 185V184H163ZM1 186V185H0ZM19 186V185H18ZM34 186V185H33ZM35 186V187H36ZM59 186V185H58ZM170 186V185H169ZM168 186V187H169ZM174 186V185H173ZM178 186V185H177ZM186 186V185H184ZM5 187V186H4ZM60 187V186H59ZM66 187V186H65ZM105 187V186H104ZM112 187V186H111ZM166 187L165 185V188H168ZM264 187V186H263ZM1 188V187H0ZM21 188H22V185H21ZM119 188V189H118ZM163 188V187H162ZM161 188V189H162ZM185 188V187H184ZM125 189V188H124ZM143 189V188H142ZM164 189V188H163ZM162 189V190H163ZM180 189V188H178ZM199 190L201 188H198ZM2 190V189H1ZM6 190V188H5ZM4 190V192H5ZM61 190V189H60ZM34 191V190H33ZM64 191V190H62ZM67 191V190H66ZM122 191V190H121ZM178 191V190H177ZM55 192V191H54ZM68 192V191H67ZM184 192V190H183ZM217 192L219 193V191L217 190ZM259 192V190H258ZM2 193V192H1ZM53 193V191H52ZM70 193V192H69ZM156 193V192H155ZM261 193V192H260ZM42 195V196H39V195ZM72 194V193H71ZM83 194V193H82ZM256 194V193H254ZM22 195V194H21ZM54 195V193H53ZM168 195V194H167ZM257 195V194H256ZM38 196V197H37ZM55 196V195H54ZM68 196V195H67ZM138 196V195H137ZM188 196V194H187ZM223 197V194H220L217 196V197H214L213 199H211V202L212 203H215V201H218L219 198H222ZM33 198H37L36 200L33 199ZM113 198V199H112ZM51 201H50V200ZM84 200V202H82V200ZM114 199H120V203L117 207V205L114 204ZM122 201V202H121ZM161 201V200H160ZM177 201V200H176ZM27 202L28 203H31L33 206V215L30 216L28 219L27 218V211L29 209H27ZM68 202V203H67ZM172 202V201H171ZM203 202V201H202ZM24 203V204H23ZM185 203L187 204L188 201L186 200ZM30 204V205H31ZM191 206V205H190ZM202 207V206H201ZM199 207V208H201ZM31 208V207H30ZM47 209V208H57L58 211L56 213V215H51L50 213L51 212H48V211H40L39 209ZM144 208V206H143ZM146 209V210H147ZM169 209V208H167ZM39 210V211H38ZM178 210V209H177ZM187 210V209H186ZM185 210V211H186ZM196 211H197V208H196ZM201 212V210H200ZM29 213V211H28ZM199 213V211H198ZM259 213V212H258ZM51 215V216H50ZM183 215V214H182ZM200 215V214H199ZM70 216H73V219L74 220H71L69 222H67V224H65V217H70ZM170 216V215H169ZM186 217V215H185ZM250 217V216H249ZM6 218V219H7ZM175 218V217H174ZM187 218V217H186ZM5 219V220H6ZM15 219H18V224L15 223ZM33 219V218H32ZM31 219V220H32ZM169 219V218H168ZM172 219V218H171ZM8 220V219H7ZM30 220V221H31ZM52 220V221H51ZM174 220V219H172ZM207 220H208V224L209 223H213L214 220L212 219V214L211 212L208 213V217H207ZM168 221V220H167ZM170 221V219H169ZM177 221V220H176ZM182 221V220H181ZM183 221H184V218H183ZM33 222V221H31ZM186 222V221H185ZM28 223V222H27ZM60 223V224H63L64 223V226H67V228H70L71 229V232H69V234H64L62 232H59V231H62V228L64 227H59L57 224ZM200 223V222H199ZM9 224V225H8ZM16 224V225H15ZM173 224V223H172ZM171 224V225H172ZM181 224V223H180ZM154 226H151L150 229L152 233H157L159 231H162L163 230V227H162V222L160 223H154L152 224ZM186 225V223H185ZM210 225V224H209ZM175 226V224H174ZM208 226V225H207ZM242 226V225H241ZM256 226V225H255ZM179 227V226H178ZM209 227V226H208ZM257 227V226H256ZM1 228V227H0ZM14 228V227H13ZM33 228V227H32ZM189 227H187L188 229ZM178 229V228H177ZM184 232L187 231L186 227L184 228ZM194 229V228H193ZM196 229V228H195ZM220 226H219V230H220ZM238 229V228H237ZM169 230V229H168ZM200 230V229H199ZM76 231V232H75ZM80 231V234H77V232ZM166 231V229H165ZM178 231V230H177ZM192 230H190L189 232H191ZM193 232V231H192ZM198 232V231H197ZM243 232V231H242ZM246 232V230H245ZM59 233V234H57ZM163 233V232H162ZM172 233V232H171ZM171 233H170V236H171ZM194 233V232H193ZM259 233V232H258ZM262 233V232H261ZM260 233V235H262ZM159 234V233H158ZM175 232L172 234L174 235ZM196 234V233H195ZM197 234H200V233H197ZM245 234V233H244ZM243 234V235H244ZM256 233H254V236H255ZM133 235V236H132ZM207 239L210 238L209 240L207 241H210V244H211V241H214L216 240L219 236V231H215L214 234H207ZM212 235V236H211ZM263 235H264V232H263ZM65 237L64 240H62V237ZM186 236V234H185ZM198 236V235H197ZM206 236V235H205ZM218 236V237H217ZM248 236V235H247ZM163 237V236H162ZM202 236H200L201 238ZM214 237H217V238H214ZM250 237V236H249ZM249 237H247L248 239H250ZM129 238V241H127L126 239ZM165 238V237H164ZM186 238V237H185ZM242 238V237H241ZM39 239V240H38ZM163 239V238H162ZM184 239V238H183ZM202 239V238H201ZM213 239V240H211ZM237 239V238H236ZM240 239V238H239ZM254 239V238H253ZM37 240V244H35L34 241ZM173 240V239H172ZM233 240V239H232ZM203 243V241H201ZM219 242L221 243V241L219 240ZM171 241H166V244L165 245H170V246H173L170 244ZM190 244L187 246L188 247V251L190 253H194V252H197L198 249H199V246L197 244L194 243V241L192 240L191 242H189ZM207 243V242H206ZM219 243V244H220ZM138 244V243H137ZM183 244V243H182ZM208 244V243H207ZM206 244V246H207ZM215 244V243H214ZM213 244V246H214ZM217 245V243L215 244V246ZM0 246H1V243H0ZM210 245H208L207 247H209ZM212 246V245H211ZM210 246V248H211ZM133 249H132V248ZM140 248V246H138ZM206 247V248H207ZM78 248H80L78 250ZM131 248V249H130ZM210 248H207V250ZM137 251H136V250ZM164 249V248H163ZM213 249V248H212ZM36 250V248H35ZM167 250V249H166ZM165 250V251H166ZM169 252H170V248L168 249ZM172 250V249H171ZM176 250V248H175ZM67 251H69L67 253ZM173 251V250H172ZM218 251V250H216ZM22 252H26L25 254L22 253ZM39 251L37 250V253ZM167 252V251H166ZM174 252V251H173ZM126 253H130L131 255H133L134 253V256L138 255L139 257L136 258V257H127L126 259L124 258V255ZM199 253H202L201 251H199ZM199 253H197L198 255H200ZM136 254V255H135ZM170 254V253H169ZM175 256V254H173ZM196 255V254H195ZM208 255V254H207ZM183 258H187V260L189 261L188 259V256H187V253L183 252L182 253V256H179L178 259H182ZM190 257L191 254H190ZM206 257V256H205ZM22 258V259H21ZM42 258V257H41ZM66 258V259H65ZM193 258V257H192ZM146 259V257H145ZM210 259V258H209ZM42 260V259H41ZM144 260V259H143ZM185 259V261H187ZM198 260V259H197ZM188 261L183 263L182 260H178L177 261V264L180 263V264H188ZM146 262V261H145ZM207 262V261H206ZM202 263V262H200ZM205 264V261L203 262ZM40 264H41V261H40ZM70 264V263H68ZM144 264V263H142ZM190 264H197V261L196 260H192V263Z\"/></svg>", "mask_w": 264, "mask_h": 264}]
</instances>
